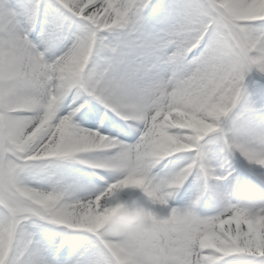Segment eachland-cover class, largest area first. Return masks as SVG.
Instances as JSON below:
<instances>
[{"label":"snow or ice","instance_id":"obj_1","mask_svg":"<svg viewBox=\"0 0 264 264\" xmlns=\"http://www.w3.org/2000/svg\"><path fill=\"white\" fill-rule=\"evenodd\" d=\"M253 73L264 0H0V264H264Z\"/></svg>","mask_w":264,"mask_h":264},{"label":"bare ground","instance_id":"obj_2","mask_svg":"<svg viewBox=\"0 0 264 264\" xmlns=\"http://www.w3.org/2000/svg\"><path fill=\"white\" fill-rule=\"evenodd\" d=\"M243 93V92H242ZM245 95V94H244ZM244 95H241V99L238 102L237 106L233 109V111L229 114L228 117L225 118V121L223 123V127L225 130H228L232 127L233 122L237 123H257L258 114L257 112L252 113L250 110L245 115H242V108L244 107L241 103L242 99L244 98ZM211 143L212 146L209 147L208 143ZM203 143L207 146V157L209 164L213 167L218 166L221 163H225L226 171H224V175L227 176V180L224 182L227 186L229 183H231V195L233 200L239 199V193H238V187L240 185V180L234 184L232 181H234V175L235 173L239 174L241 179L242 173H248V175H252V173L249 171V166L247 165L246 161L242 160L239 157L235 156H227L223 152V145L220 142H216L213 137H209L204 141ZM237 160V161H233ZM231 173L229 175L228 173ZM235 172V173H233ZM255 178V177H254ZM235 188H237L235 190Z\"/></svg>","mask_w":264,"mask_h":264},{"label":"rangeland","instance_id":"obj_3","mask_svg":"<svg viewBox=\"0 0 264 264\" xmlns=\"http://www.w3.org/2000/svg\"><path fill=\"white\" fill-rule=\"evenodd\" d=\"M242 94H245L244 98L241 101L242 105L244 106L242 108V115L248 113L249 110L252 113L257 112V123L264 122V78L256 76L255 73L251 74L246 78ZM208 145L209 147L212 146L210 142L208 143ZM233 161L237 160L233 159ZM238 178L239 175L237 178L234 177V181H232V183L239 181Z\"/></svg>","mask_w":264,"mask_h":264}]
</instances>
